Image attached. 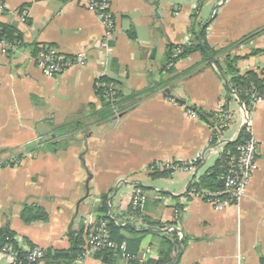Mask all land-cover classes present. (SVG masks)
Segmentation results:
<instances>
[{"label": "crops", "instance_id": "1", "mask_svg": "<svg viewBox=\"0 0 264 264\" xmlns=\"http://www.w3.org/2000/svg\"><path fill=\"white\" fill-rule=\"evenodd\" d=\"M4 1L9 10L0 21L21 37L8 50L0 44V164L9 161L0 166V229L9 226L22 247L27 239L43 249H67L71 232L88 214L99 220L96 206L108 194V215L139 233L123 231L128 239L140 238L142 264L166 252L165 239L173 243L172 264H261L264 102L246 115L218 67L200 51L173 63V71L162 70L169 47L191 42L195 26L205 30L210 47L239 56L241 72L261 71L264 0H111L110 35L86 0ZM46 45L66 56L83 54L86 63L48 77L34 59ZM103 76L117 82L125 101L118 115H102L106 105L95 86ZM155 83L161 86L153 93L127 99ZM190 106L227 110L229 126L214 137ZM244 124L258 142L257 169L241 198L217 210L187 191ZM200 155L193 168L161 176L150 170L154 162L187 163ZM17 156L21 162L10 163ZM139 192L143 201L134 211ZM26 204L43 207L48 221L25 222ZM0 264L12 262L1 255ZM73 264L106 263L92 254Z\"/></svg>", "mask_w": 264, "mask_h": 264}, {"label": "trees", "instance_id": "2", "mask_svg": "<svg viewBox=\"0 0 264 264\" xmlns=\"http://www.w3.org/2000/svg\"><path fill=\"white\" fill-rule=\"evenodd\" d=\"M131 37H134L132 32H129ZM20 34H18L17 29L12 25L3 23L0 21V40L10 42L11 44H16L20 42ZM201 40L205 49H207L212 57L214 58V63L218 67V70L222 71V73L227 77L229 88L232 92H234L239 101L241 102L244 110L248 114L251 107V94L253 91H257L259 93H264V67L261 71L257 70H249L246 72H241L237 66V62L240 59L239 56L233 55L229 49H215L209 46L205 37V30L202 33ZM200 30L196 29L193 26V39L191 42L186 44H178L172 45L169 47L167 52L166 64L163 67L162 72H170L173 71V63L178 61L181 58H184L192 53L200 51L203 54V57L206 60H209L208 56L205 54L203 48L200 43ZM237 44V43H236ZM40 48H38L35 52V56L37 55ZM178 51V53H177ZM260 50L255 49L253 53H258ZM177 53V54H176ZM34 56V57H35ZM171 65V66H169ZM168 66L170 69H167ZM166 81H161L163 85ZM117 82L103 76L101 77L95 86L96 92L99 95L102 102L106 105L102 115L111 116L114 115L115 112L111 104H113L118 110H122L125 106V101L121 98L120 92L117 90L116 85ZM106 85L114 86L115 90V98L114 101L107 99L105 93L107 90ZM159 83H155V85L147 88L144 91L134 92L130 96H128V100L136 101L141 96H146L158 88H160ZM192 110H194L201 119L205 120L209 125H211L209 119L210 118H218L220 112H206L199 109L196 106H190ZM216 135H214L215 137ZM252 136L251 130L246 125L244 129L240 133V138L233 142H227L225 147V152L222 153L221 157L217 160V162L208 169V171L195 183L192 181L189 187V192L192 188H196L202 192H220L223 191L224 188V180L223 176L226 171V159L228 152H236L237 147L244 142V140L250 138ZM216 140V139H215ZM214 140V141H215ZM6 163H9L6 162ZM6 163L1 162V166ZM10 163H12L10 161ZM171 171H158L153 173V176H161V175H169ZM209 196H205L207 199ZM221 197H227V194H221ZM108 194L103 195L101 199V203L96 206V211L99 214V220L106 222L107 227L110 231L111 239L115 241L117 244L125 243L126 250L125 253L130 257L128 260L125 259L121 250L115 249H105L97 252L95 255L98 259L106 264H142L139 258V242L140 238L128 239L123 234V231H129L134 235H138L139 233L135 232L130 226L121 227L118 225L114 219H112L108 215L109 204L107 202ZM21 217L25 222L31 221H48L49 214L48 212L41 206H33L26 204L21 213ZM16 233L9 227H4L0 229V249L5 246H10L17 254V259L22 261L23 264H39L40 261H45L48 264H73L75 260L80 258L81 253L88 248V237H89V227L86 224L81 223L76 231L71 232L70 241L71 246L67 249H56V248H46L44 250V255L42 258L34 261H29L26 259L28 256V250L36 247L33 243L26 240L27 247H22L18 240L16 239ZM175 235V233L173 234ZM177 241V240H176ZM164 244L168 247L166 252H162L161 257L158 260H149L144 264H172L174 259L170 257V253L173 248V243L171 240H164ZM123 259V260H122ZM261 264H264V257L261 258Z\"/></svg>", "mask_w": 264, "mask_h": 264}, {"label": "built area", "instance_id": "3", "mask_svg": "<svg viewBox=\"0 0 264 264\" xmlns=\"http://www.w3.org/2000/svg\"><path fill=\"white\" fill-rule=\"evenodd\" d=\"M86 7L88 10L97 14L100 18L106 34L110 35L114 28V16L111 11V0H86ZM9 10L6 2L0 0V14H3ZM24 20V17H23ZM5 50L13 48L10 42L1 41ZM36 64L42 69L43 73L48 77H55L67 69L75 66H84L86 58L83 54L77 56H66L62 54L58 49L52 46H41L37 55L34 57ZM106 97L107 99L114 101L115 90L114 86L106 85ZM251 106L256 105L259 102H264V93L253 91L251 94ZM174 100V99H171ZM116 115H118V109L111 104ZM189 113L197 115L194 110L187 108ZM218 118H210L211 128L213 135L218 136L220 132H223L230 123L231 114L227 110H220ZM246 113V111H245ZM247 115V113H246ZM247 123V122H246ZM259 154V146L257 140L251 136L244 140L238 147L236 152H228L226 159V171L223 176L224 188L220 192H202L196 188H192L190 191L191 196L200 197L205 201L211 203L217 210H222L233 202L237 201L245 193L251 178L253 177L257 169V158ZM201 155L187 163H160L154 162L150 166L151 171L157 170H176L185 169L187 167L193 168L201 159ZM21 162V158L15 157L11 162ZM1 166V164H0ZM209 196L205 199V196ZM221 194H227V197H221ZM143 201L141 193L133 198L131 205L134 211H137ZM178 212V211H177ZM85 224L89 227L88 248H86L80 255L79 259L86 258L92 254H96L99 251L105 249L121 250L126 260L130 257L125 253V243L117 244L111 239L110 231L107 227V223L98 220L94 214H88L85 218ZM173 229V228H170ZM7 255L12 264H23L22 261L17 259L16 252L10 246H5L0 249V256ZM44 255L43 248L36 246L33 249L28 250L29 261H34L42 258Z\"/></svg>", "mask_w": 264, "mask_h": 264}, {"label": "water", "instance_id": "4", "mask_svg": "<svg viewBox=\"0 0 264 264\" xmlns=\"http://www.w3.org/2000/svg\"><path fill=\"white\" fill-rule=\"evenodd\" d=\"M206 25H207V24H205L203 28H205ZM202 32H203V30L201 31L200 35H202ZM199 43H200L201 47L203 48L205 54L208 56V58H209L212 62H215V61H214V58H213L212 55H211V53H210L207 49H205V47H204V45H203V42H202V40H201V37H200V41H199ZM220 73H221L222 77L224 78V80H225L227 86L229 87V84H228L227 78H226L225 75L222 73V71H220ZM245 125H246V124L243 125L241 131L244 129ZM240 133H241V132H240ZM239 138H240V134H239L237 140H238Z\"/></svg>", "mask_w": 264, "mask_h": 264}, {"label": "rangeland", "instance_id": "5", "mask_svg": "<svg viewBox=\"0 0 264 264\" xmlns=\"http://www.w3.org/2000/svg\"><path fill=\"white\" fill-rule=\"evenodd\" d=\"M22 155H23L24 157H25V156H26V157H28V156H32V152H25V153L22 154ZM17 157L19 158V156H17ZM17 157H16V158H17ZM12 163H17V162H15V161L13 162V161H12ZM19 163H20V162H19ZM124 188H125V187H123V189H124ZM121 193H122V192L120 191L118 195H120Z\"/></svg>", "mask_w": 264, "mask_h": 264}]
</instances>
